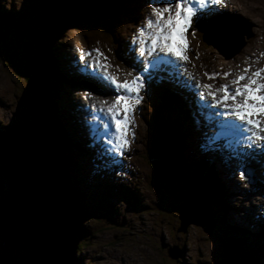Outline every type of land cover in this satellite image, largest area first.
<instances>
[{
    "label": "rangeland",
    "instance_id": "1",
    "mask_svg": "<svg viewBox=\"0 0 264 264\" xmlns=\"http://www.w3.org/2000/svg\"><path fill=\"white\" fill-rule=\"evenodd\" d=\"M232 1L238 5L241 3V0ZM253 1L251 18L239 11L238 14L230 11L216 14L211 7L210 12L202 16L222 18L237 26V31H242L240 42L244 43L238 50L235 49L238 41L234 42V34L233 37L229 35L233 29L219 26L215 30L219 50L211 44L200 47L198 50H203L206 55L201 61L196 57L199 51L195 49L191 28L187 31L189 60L183 68L197 75L202 85H216L213 79L205 78L204 73L220 68L216 73H221L218 77H222L224 72L220 62L223 59L232 62L233 59L229 58L239 55L248 42L258 47L264 45V0ZM140 3L142 6L133 25L126 29L119 54L116 53L117 44L109 49L103 33L91 27L93 15H74V21L61 27L51 39L45 36L52 24L66 14L65 5L56 0H0V10L10 13L12 21L17 24L9 29L0 26L4 34V45L0 42V136L8 129L12 135L7 142L0 140V264H33L29 246L33 226H29L27 220L29 229L24 232L22 218L32 215L31 209L40 198L33 185L23 177V165L17 151L34 137L35 132L32 92L23 78L25 59L35 56L37 49L40 52L45 46L48 47L45 58L48 63L52 60L54 78L58 77L61 84L54 96L58 101L52 105L59 116L65 118L66 113L73 119L71 123L59 122L57 128L61 130L65 125L73 138L68 139L77 144L69 143L57 163L59 175L62 174L68 187L80 196L78 216L74 218L80 227H76L72 239L77 249L71 255L70 264H264V222L254 225L256 217L244 218L241 206L249 201L233 190L237 180L256 185L257 169L250 163L238 165L232 181L229 174L222 173L224 165L216 156L219 153L217 145L207 137V129H204L207 125L200 124L203 116L201 103L189 86L194 85L195 80L186 83L185 71L165 65L163 70L147 75L146 80L155 87L156 84L164 85L179 97L180 109L167 103L165 108H157L156 104L161 100L152 91H147L145 81L140 91L142 100L130 117L135 123L131 129L135 135L129 133L128 147L122 150V154L108 150L112 146L105 141L112 134L108 132L105 136L101 131L102 120L98 127L100 132L92 130L95 125L89 116L96 114L100 117V112L90 106L95 104L98 109L100 99L110 103L116 90L100 80L93 70L84 67L78 50L100 49L111 65L110 73L121 81L131 79L142 63L131 50V38L149 11V0H140ZM96 18L101 17L97 15ZM121 18L124 22V14ZM194 23L201 24V18ZM258 33H262L259 40L254 39L253 34ZM94 57L95 53L85 59ZM43 68L45 71V66ZM139 108L142 115L137 112ZM153 119H164L167 127L171 126L169 129L179 132L183 138L180 162L175 164L173 179L168 184L159 178L155 171L157 158L150 155L156 151L147 139L149 126L155 122ZM207 159H214V165L209 166ZM241 172L246 173L245 179L241 178ZM196 178L207 182L211 195L209 206L213 225L209 232L205 231L204 225L193 221L184 229L180 225L179 211L183 200L179 195ZM194 218L192 216L191 220ZM175 246L178 256H168L167 248ZM34 264L50 262L39 256Z\"/></svg>",
    "mask_w": 264,
    "mask_h": 264
},
{
    "label": "trees",
    "instance_id": "2",
    "mask_svg": "<svg viewBox=\"0 0 264 264\" xmlns=\"http://www.w3.org/2000/svg\"><path fill=\"white\" fill-rule=\"evenodd\" d=\"M56 1L66 6V14L52 24L45 37L52 39L56 31L74 21L73 17L76 14L82 16L93 15V18L99 15L100 19H91V27L103 33L107 43L110 45L109 49L115 46L113 45L114 43L117 44L116 53L119 54L122 50L126 29L133 25L135 15L142 6L140 0H132L130 2L129 0ZM98 8L99 10L97 11L96 9ZM122 13L125 16L124 22L121 20ZM212 19L214 18L202 17L201 24L193 26L192 35L195 39L196 50H200V47L205 45L201 36L202 27L211 22ZM0 26L9 29V27H17V24L16 21H12L10 13L0 10ZM117 26L119 27L115 32ZM45 47L40 52L37 49L35 56H31L25 71H23V78L32 92L31 100L35 111V132L34 137L22 144L20 151L17 152L20 154L19 158L23 165V177L37 190L40 202L32 207V215L29 218L28 216L22 218V225L24 232L29 229L28 224L26 225L28 220L29 226L31 224L37 230H43L45 231L44 233H54L56 239L55 264H70L71 255L77 249V245L73 244L72 239L76 232V227H80L78 220H74L75 216H78V199L80 196L74 193L73 188L68 187L66 178L62 174L60 176L57 171L58 160H60V157L63 158L66 153L65 147L69 145L68 138H70L69 133H71L70 130L66 131L65 125L64 127L61 125V130L57 127L60 126L62 121L71 123L73 119L66 113L64 114L65 118L59 116L56 107L52 105L58 101V99H54V96L56 95L57 87L61 84L58 77L54 78L52 60H50L51 63H48L45 58V54L48 53V47ZM196 57L202 61L206 55L201 50V52L196 53ZM43 66H45V71ZM146 86L147 91H152L154 95L159 96L161 102L156 104L157 108L163 109L165 108V103H167L180 109L178 105L179 97L168 90V88L160 85H156L153 88V85L148 83V81ZM175 101L176 103H173ZM137 112L142 115L140 108L137 109ZM177 113L179 112L177 111ZM142 118L146 119L145 116ZM156 119H153L155 122L149 126L147 135L149 144L156 150L151 152L150 155L158 158L163 154L171 153L175 167V164L180 162L183 150L181 140L183 141V138L179 132L170 130L171 126L167 127L164 119L159 121ZM9 135L12 136L11 131L8 129L0 136V140L7 142L10 140ZM201 163L202 166H205L204 162ZM197 177L199 178V175Z\"/></svg>",
    "mask_w": 264,
    "mask_h": 264
},
{
    "label": "snow or ice",
    "instance_id": "3",
    "mask_svg": "<svg viewBox=\"0 0 264 264\" xmlns=\"http://www.w3.org/2000/svg\"><path fill=\"white\" fill-rule=\"evenodd\" d=\"M224 0H149V11L144 15L143 22L132 35V51L137 60L142 61L136 75L131 79L119 80L117 75L109 72L111 65L107 57L95 48L81 52L80 60L85 68L93 70L107 86L116 90V95L109 103L105 99L98 101L99 108L93 104L90 107L102 115H92L91 120H102L105 136L111 132V138L105 142L112 147L109 151L122 154L128 147V135L134 137L131 131L135 127L131 114L136 105L140 104L142 97L140 91L144 87L147 75L155 70H163L165 65H173L186 72L184 63L189 60L187 52L190 45L186 36L193 22H198L210 6H222ZM95 57L85 59L86 57ZM117 72L119 69L117 68ZM248 68L237 74L229 83L236 85L230 88L229 84H220L215 87L211 84H201L197 79L191 85L198 102L214 109L213 114L220 119L221 131L218 136L227 137L229 134L238 136L236 144H245L247 149L253 147L264 150V67L256 69L251 75H246ZM131 75V73H129ZM189 83L192 73L186 72ZM205 78L215 79L216 72H205ZM223 76L227 77L228 72ZM247 80V83H240ZM217 93H222L217 96ZM91 97V93H88ZM206 97L211 98L208 104ZM242 98V99H238ZM218 106V110L217 109ZM131 125V127H130ZM250 133V136L248 135ZM215 139V137L213 138ZM259 142V143H256ZM210 147V145H205ZM241 152L245 149L241 148ZM241 178H246V173L241 172Z\"/></svg>",
    "mask_w": 264,
    "mask_h": 264
},
{
    "label": "bare ground",
    "instance_id": "4",
    "mask_svg": "<svg viewBox=\"0 0 264 264\" xmlns=\"http://www.w3.org/2000/svg\"><path fill=\"white\" fill-rule=\"evenodd\" d=\"M253 3H254L253 0H241V3L238 5V4H235L234 1H232V0H226V1H224L222 6L217 5V6H210V7L212 9V12H215L216 14H218L220 12L226 13V11H230L231 13L238 14V11H239L240 13H243V14L245 13V15H248L249 18H251L250 11H252L251 8L253 7L252 6ZM254 11L255 10H253V12ZM206 12H208V11H206ZM258 30L260 31V29H258ZM261 35H262V33H258V35L253 34L254 39H258ZM248 43H247V45H245V47L240 52V54L234 57L235 59L229 58V59H233V60H231L232 62L228 63L227 59L221 58V59H223L220 62L222 65L221 71L222 72H228L229 75L227 77H225V76L218 77L219 75H217L214 79V81L217 84L216 85L211 84L214 86V88L218 87L220 84H229V87L234 89L236 87V85L230 84L229 82L231 80H233L237 74L242 73L245 67L248 68V72L246 73V75H251V73L253 71H255L256 69L264 67V45L262 47H258V46H253L252 44L250 45ZM253 44H255V43H253ZM224 60H226V61H224ZM219 69L220 68H218L214 72L218 71ZM192 76H193L192 80L198 79L197 75H192ZM261 76H264V73H261ZM89 77H91V76H89ZM261 82H264V80H262ZM240 83H247V80L241 81ZM221 94L222 93H217V96H219ZM206 99L208 101V104L210 105L211 104V98L206 97ZM238 99H242V98H238ZM176 101L173 103H176ZM201 110H203V116L201 118L200 124L207 125L204 127V129H207V131H206L207 137L215 145H217V151L219 153L216 156L220 159L221 164L224 165L223 169H222L223 170L222 173H227V175L229 174L230 180L232 181V176L234 174L235 167H237L238 165H245L246 163H250L253 167H255L259 171L258 172L257 170H255L257 172V179H255L256 185L246 184L242 180H237V182L235 183V181H236L235 180L234 183L236 185V188L233 187V190H234V192L244 196L249 201L246 205L241 206V208L243 209V211L245 213L244 218H250L249 215H253L252 217H254V218L256 217L257 219L253 220L254 225H255V223L264 222V150H261L260 148H256V147H253L251 149H247L246 145L243 143L238 146L236 144V140L239 139L238 136H234L231 134H229L227 137L218 136L217 133H219L221 131L220 119H224V118L221 117L220 119H217V117L213 114L214 109L204 105L203 103H201ZM216 110H218V106H217ZM178 114L180 115V113H178ZM101 115L102 114L100 113V116ZM96 116L99 117L98 115H96ZM90 117H92V115L89 116V118ZM261 119H264V117H262ZM93 124L95 125V130L93 128H92V130L94 132L99 130V132H100L101 129H98V127L100 125V120L93 122ZM91 127H92V125H91ZM101 131L105 132L104 129H102ZM248 135L250 136V133H248ZM261 135H264V133H261ZM69 136H70V138H72L71 133H69ZM214 137H215V139H213ZM72 140H73V138H72ZM72 140L70 141V139H68L70 145L72 143L74 146H76L77 144L75 142H73ZM256 143H259V142H256ZM241 148H244L245 151L241 152V150H240ZM207 162H208L207 164L209 166H213L215 163L214 159H213V161L207 159ZM209 166H207V167L209 168ZM211 168L214 169V167H211ZM220 175L221 174L218 173V177L221 180L222 178L220 177ZM240 217H242V216H240Z\"/></svg>",
    "mask_w": 264,
    "mask_h": 264
},
{
    "label": "water",
    "instance_id": "5",
    "mask_svg": "<svg viewBox=\"0 0 264 264\" xmlns=\"http://www.w3.org/2000/svg\"><path fill=\"white\" fill-rule=\"evenodd\" d=\"M226 26L227 30L233 29V32L229 35L235 36L234 42L238 44L236 50L243 46L242 31H237V26H235L231 21L224 20L222 18H217L212 21L211 24L204 26L202 29V40L206 44H211L219 50L218 42L216 41V27ZM218 40V39H217ZM4 34L0 29V42L3 44ZM4 45V44H3ZM229 45V44H228ZM26 63L24 65L23 71H25L30 57H26ZM156 171L159 178L165 182L170 183L174 176V162L172 156L169 154H163L156 161ZM183 200L180 205L179 219L181 229L184 226L193 221L194 223L204 225L205 231L209 232L213 225L210 211V192L208 190V184L202 179H193L190 186L179 195ZM195 216L194 220L191 217ZM188 219L187 222H185ZM32 234L29 239L31 260L34 264L39 256H44L46 260H49L50 264L56 263V239L54 233H44V231L37 230L35 227L31 228ZM168 256L176 258L179 254L178 248L175 246L173 248H167Z\"/></svg>",
    "mask_w": 264,
    "mask_h": 264
}]
</instances>
